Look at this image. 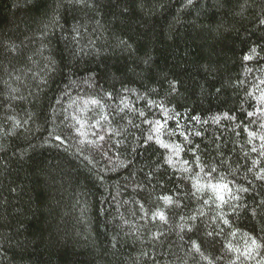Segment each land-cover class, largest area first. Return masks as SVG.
<instances>
[{
	"label": "trees",
	"instance_id": "trees-1",
	"mask_svg": "<svg viewBox=\"0 0 264 264\" xmlns=\"http://www.w3.org/2000/svg\"><path fill=\"white\" fill-rule=\"evenodd\" d=\"M0 264H264V0H0Z\"/></svg>",
	"mask_w": 264,
	"mask_h": 264
},
{
	"label": "snow or ice",
	"instance_id": "snow-or-ice-1",
	"mask_svg": "<svg viewBox=\"0 0 264 264\" xmlns=\"http://www.w3.org/2000/svg\"><path fill=\"white\" fill-rule=\"evenodd\" d=\"M250 57L246 56L245 59H249ZM253 243H255V241H253Z\"/></svg>",
	"mask_w": 264,
	"mask_h": 264
}]
</instances>
